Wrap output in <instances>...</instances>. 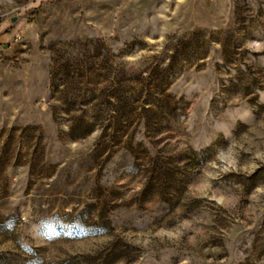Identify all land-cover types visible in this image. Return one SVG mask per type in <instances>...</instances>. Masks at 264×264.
<instances>
[{
    "label": "rangeland",
    "instance_id": "374dc122",
    "mask_svg": "<svg viewBox=\"0 0 264 264\" xmlns=\"http://www.w3.org/2000/svg\"><path fill=\"white\" fill-rule=\"evenodd\" d=\"M0 264H264V0H0Z\"/></svg>",
    "mask_w": 264,
    "mask_h": 264
}]
</instances>
